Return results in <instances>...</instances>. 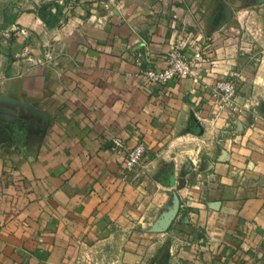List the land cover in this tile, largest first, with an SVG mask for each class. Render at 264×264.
I'll return each instance as SVG.
<instances>
[{
    "label": "crops",
    "instance_id": "obj_1",
    "mask_svg": "<svg viewBox=\"0 0 264 264\" xmlns=\"http://www.w3.org/2000/svg\"><path fill=\"white\" fill-rule=\"evenodd\" d=\"M45 2L0 0V264H264V99L242 81L241 111L215 117L191 79L133 75L180 36L203 84L241 71L264 0L54 1L53 25Z\"/></svg>",
    "mask_w": 264,
    "mask_h": 264
},
{
    "label": "built area",
    "instance_id": "obj_2",
    "mask_svg": "<svg viewBox=\"0 0 264 264\" xmlns=\"http://www.w3.org/2000/svg\"><path fill=\"white\" fill-rule=\"evenodd\" d=\"M60 2L62 3V1ZM44 57L51 60V51L47 50ZM202 60L203 53L201 49L186 50L184 37L180 36L166 53L161 65H150L143 55L139 53L134 55L133 62L136 71L133 75L144 84H162L189 78L194 84H200L208 91L215 117L233 116L235 113L240 112L241 106L237 103L236 97L242 82L241 71H229L224 77L215 81L213 85L207 86L196 75H193ZM111 144L113 149H119L123 146L122 140L118 137L112 138ZM144 153L145 145L143 141H138L133 147L127 149L124 156L125 170L134 172L141 164ZM242 264L256 263L253 260H247Z\"/></svg>",
    "mask_w": 264,
    "mask_h": 264
},
{
    "label": "rangeland",
    "instance_id": "obj_3",
    "mask_svg": "<svg viewBox=\"0 0 264 264\" xmlns=\"http://www.w3.org/2000/svg\"><path fill=\"white\" fill-rule=\"evenodd\" d=\"M54 1H56V3ZM60 1H62V3ZM65 1L66 0H46L45 3H55L61 7L65 4ZM243 27L245 31L243 41L247 44L248 49L244 52L245 54L239 66L240 70L243 72L242 81L245 84V90L249 96L257 100H260V98L264 99V4L249 8L248 14L245 20H243ZM47 47L48 46H46V48ZM78 264L111 263H105L96 259H85L80 260Z\"/></svg>",
    "mask_w": 264,
    "mask_h": 264
},
{
    "label": "trees",
    "instance_id": "obj_4",
    "mask_svg": "<svg viewBox=\"0 0 264 264\" xmlns=\"http://www.w3.org/2000/svg\"><path fill=\"white\" fill-rule=\"evenodd\" d=\"M53 4L54 3H44L37 8L38 16L48 25H53L55 22H57L56 16L53 15L48 9V7Z\"/></svg>",
    "mask_w": 264,
    "mask_h": 264
},
{
    "label": "water",
    "instance_id": "obj_5",
    "mask_svg": "<svg viewBox=\"0 0 264 264\" xmlns=\"http://www.w3.org/2000/svg\"><path fill=\"white\" fill-rule=\"evenodd\" d=\"M197 127H198L197 134L200 135L202 133V127L200 126L199 123L197 124Z\"/></svg>",
    "mask_w": 264,
    "mask_h": 264
}]
</instances>
